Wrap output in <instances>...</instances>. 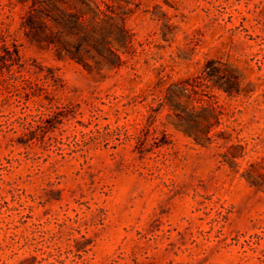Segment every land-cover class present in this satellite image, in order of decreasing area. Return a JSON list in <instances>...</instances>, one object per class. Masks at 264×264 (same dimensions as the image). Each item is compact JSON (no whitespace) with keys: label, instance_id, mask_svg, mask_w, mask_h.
Masks as SVG:
<instances>
[{"label":"rangeland","instance_id":"rangeland-1","mask_svg":"<svg viewBox=\"0 0 264 264\" xmlns=\"http://www.w3.org/2000/svg\"><path fill=\"white\" fill-rule=\"evenodd\" d=\"M15 2L0 0V54L15 42L12 72L52 70L63 90L24 135L35 98L0 81V264H264V189L241 176L264 157V0H132V50L106 75L29 43ZM210 59L241 80L235 96L210 89L245 146L238 171L221 141L195 144L166 110L147 118L158 73L200 76ZM162 132L166 143L151 146Z\"/></svg>","mask_w":264,"mask_h":264},{"label":"trees","instance_id":"trees-1","mask_svg":"<svg viewBox=\"0 0 264 264\" xmlns=\"http://www.w3.org/2000/svg\"><path fill=\"white\" fill-rule=\"evenodd\" d=\"M15 3L24 8L20 30L29 43L55 50L57 56L62 55L97 74L116 72L126 64L124 55L130 53L135 39V33L128 25L137 8L132 0H16ZM11 45L12 48L2 44L1 68H5L9 76L0 81L17 92L22 91L28 98H35L38 105L37 120L30 114L21 118L20 127L25 135L37 128L42 117L47 115L41 108L47 111L58 108L56 96L63 86L52 70L35 78L22 74L19 69L15 71L18 75L13 73L14 67H21V57L18 45L15 42ZM218 74L221 75L218 77ZM215 86L228 96L242 92L241 80L235 69L215 59L205 62L200 76L166 81L158 73L157 84L147 92L148 95H155L156 100V107L150 106L147 118L151 125L155 116L166 110L168 124L195 144L209 147L221 141L227 145L222 154L223 161L232 170L238 171V160L244 158L245 146L231 142L235 130L224 125V108L210 91ZM144 128L143 125L140 132ZM116 131L118 135L123 133L125 138L130 136L126 127ZM157 139L154 138L151 146L164 145L166 133L162 132ZM137 140L145 146L144 135H138ZM143 147L141 151H144ZM241 176L250 186L264 189V157L259 161H248Z\"/></svg>","mask_w":264,"mask_h":264}]
</instances>
